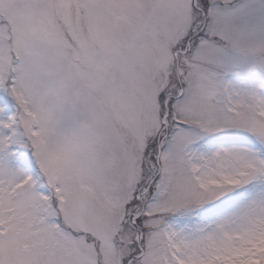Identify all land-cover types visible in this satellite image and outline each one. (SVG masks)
<instances>
[{
    "label": "snow or ice",
    "instance_id": "obj_1",
    "mask_svg": "<svg viewBox=\"0 0 264 264\" xmlns=\"http://www.w3.org/2000/svg\"><path fill=\"white\" fill-rule=\"evenodd\" d=\"M0 264H264V0H0Z\"/></svg>",
    "mask_w": 264,
    "mask_h": 264
}]
</instances>
